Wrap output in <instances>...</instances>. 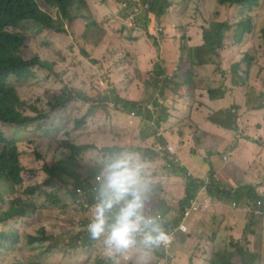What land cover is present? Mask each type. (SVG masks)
I'll use <instances>...</instances> for the list:
<instances>
[{
    "label": "rangeland",
    "instance_id": "rangeland-1",
    "mask_svg": "<svg viewBox=\"0 0 264 264\" xmlns=\"http://www.w3.org/2000/svg\"><path fill=\"white\" fill-rule=\"evenodd\" d=\"M169 1L172 6L168 9L170 10L168 21L175 25V28H180L179 25L185 22L186 25L198 27L203 38L204 30L212 23L228 21L235 24L250 13L255 17L251 19L252 33L247 35L242 43H235V27L228 31L224 40L225 46L218 57H213L216 63L212 67L210 65L205 67L211 63L210 56L205 55L201 49V58L207 61L201 67L194 65L189 59L194 49L202 47V45L190 46L191 32L187 31L186 39H172V44L168 45L167 22L160 18L155 20L157 27L162 29L157 33L153 25L151 26L152 22H148L145 16L141 17L142 10L137 15L141 17L138 26L130 28L126 24V12L120 8L124 0H88L83 12L74 13L75 21L72 23L63 20L58 10L41 4L44 10L56 19L57 24L64 22L67 34L56 32L51 37H47L33 28L25 32L27 39L22 47L24 58L30 60L38 55L50 66L36 69L35 75L26 80H19L17 77L10 79L15 88V98L26 114L35 116V121L29 127L9 125L7 136L11 140L18 141L17 148L22 152L26 185H36L45 194L43 198L37 196L32 201L34 205L37 204V208L46 203V212L39 211L33 216L30 215L22 228L17 227L15 233L19 236L18 243L16 237H9L5 242L0 237V243H3L0 246V264H108L100 248L91 245L92 241L81 229L82 223H88L87 216L91 215V211L88 213L84 207L76 204L75 188L73 194L72 186L49 184V175L43 171L46 161L64 160L69 156L68 143L92 146L79 155L82 177L97 174L98 162L105 156L103 148L115 145L134 148L150 160L154 190L166 186L168 180H174L178 188H184L185 193V176H191L192 171L184 168L177 150L194 158L196 167L208 166L207 175L203 178L207 182L209 175H215L217 178V169L213 160L220 155H226L227 158L224 160H228L227 165L221 166L220 169L226 168L233 179L230 184H226L220 177L217 178L223 185L233 187L249 185L236 183L241 176L240 167L257 165L261 166L264 172V53L263 49H260L263 43L261 30L264 28V0L252 7L220 5L218 0ZM180 10L189 11L183 20L180 18ZM200 25H204V28H199ZM178 36L182 38L181 34ZM182 44L188 51V66L191 71L186 77L191 81L190 87L196 89L195 87L202 81L197 78L199 71L211 70L205 75L214 73L217 77H221L230 73L232 69L233 72H239L243 76L242 80L246 82L238 81L243 87L240 98L248 95L247 82L252 81L253 86L257 87L254 94H250L247 99L249 111L252 109L256 111L253 115L249 111H241V102L235 97L221 103H210L206 98L199 97L200 91H190L188 97L191 105L178 112L180 121L185 123L176 127L173 124L177 120H170L168 122L170 125H167L168 131L171 128L175 131L174 134L169 131L171 138L175 136L174 141L170 138L169 144L176 152L174 156L168 155L167 158L172 159V163L168 164L166 160L157 158L156 151L153 150L154 144H163L168 150L167 133L161 120L164 115L169 116L167 106L172 99L165 100V94L160 93V82L166 71L162 67L150 71L148 65L145 67L142 63V53L146 45H148L144 50L146 54L152 53L151 45H159L158 49L162 50V54H155L152 57L154 58L152 62L155 64L160 56L168 60H171V57L177 58ZM186 68L187 66L184 70ZM142 69L145 70L141 71ZM179 71L180 68L175 70L173 78L177 87H181ZM255 71L260 79L255 80L252 77L249 80V74ZM214 83V89L217 90L215 99H221L225 93L223 88L227 87L222 80H216ZM256 83L258 85H255ZM70 89L88 95L91 100L86 102L77 99L69 103L65 109H53L51 104ZM121 99L125 102L116 105ZM127 101L136 102L137 108H128ZM201 101L208 109H200L202 106L205 107L200 103ZM223 108L233 109L237 117L236 128L231 132L230 142L225 145V142L211 141L206 137L201 142H197L194 135L200 131V128L206 134L211 131L206 119L211 120V116L220 113ZM189 113L191 119L185 121L184 115ZM83 119L85 125L78 128L77 121ZM225 119L226 115H223L218 121L225 123ZM191 138L192 140L188 141ZM241 141L253 144L255 149L251 154L244 153L237 157L235 151ZM192 175L194 176L193 172ZM261 178H264V175H261ZM79 181L71 180L70 183ZM251 186L257 191L256 186ZM201 191L202 189L197 197L204 198ZM19 192H22L21 186L2 182L0 215L5 212L2 200L15 198ZM156 194L163 206L161 212H168V216L170 215L169 200L170 202L174 200L175 203L171 208L175 210L181 208L182 199L177 198L175 187L170 190L166 187L164 193L158 190ZM57 201L62 204H55ZM256 201L257 199L254 202L242 200L236 203L210 199V205L204 211L209 210L213 202H223L228 205V210L243 212L247 219L244 229L237 230V226L229 225L224 228L221 233L223 247L211 255L210 260L221 256L230 260L231 264H243L241 256L237 254V247H242L257 255L254 264H264V208H256ZM30 204L29 211H32L35 207ZM256 210H259L258 214L254 213ZM251 222L256 231L254 235L248 233ZM185 224L187 231L176 232L174 235L171 249L173 257L167 262L166 254L163 253L164 258L157 257L156 260L152 258L151 264H170V262L174 264L178 234L185 233L186 236L193 234V231L188 233V220ZM213 224L220 227L223 222L219 223L215 220ZM229 231H236V234L229 235ZM36 235L38 236L36 238L41 240L31 242V238Z\"/></svg>",
    "mask_w": 264,
    "mask_h": 264
},
{
    "label": "trees",
    "instance_id": "trees-1",
    "mask_svg": "<svg viewBox=\"0 0 264 264\" xmlns=\"http://www.w3.org/2000/svg\"><path fill=\"white\" fill-rule=\"evenodd\" d=\"M261 0H218L220 5H229L243 7L249 5L252 7L254 4H258ZM150 3L152 11L159 17H162L168 12V9L172 6L169 0H147ZM58 10L63 20L72 23L75 21L73 17L74 13L83 12L87 4V0H0V187L2 182H7L14 186H21L22 192L17 197L10 199L9 201L2 200L5 205V212L0 215V226L5 225L10 230L0 231V237L4 239V242L9 237H16L17 243L19 242V236L17 227L29 214L30 203L34 205L33 198L39 196L43 197L45 194L39 190L36 185H26V176L24 173V166L22 163V152L17 148L18 141L11 140L7 136V128L9 125H16L18 127L32 126L35 121V116L28 115L22 109L15 98V88L11 84L10 79L17 77L19 80H26L33 77L34 71L44 67H49L50 64L44 61L40 56L27 60L23 56V46L27 39L25 32L29 28H33L35 31L51 37L54 33L67 34L64 22L57 24L56 19L47 11L44 10L42 4ZM253 17L250 13L246 14L244 18L238 20L235 24L228 21L215 22L210 25L209 28L204 30L203 40L204 44L201 48L194 49L193 55H189V59L194 65H204L206 60L201 58V49L205 52V55L210 56V60L213 57L219 55V52L223 50L225 46L226 33L232 30L234 27V40L235 43H242L247 35L252 33V20ZM262 48L264 53V28L261 30ZM253 58L251 57V62ZM191 71V70H190ZM247 74V72H244ZM235 75L237 82L243 79V76L239 72H233L231 69V81L235 82ZM188 84H191L190 80H186ZM217 90H210L209 94L214 97ZM80 99L86 102L90 101L88 95L80 94L75 90L70 89L65 91V94L51 106L53 109H65L69 103ZM125 100L121 99L116 105ZM126 105L130 109H136V102H126ZM211 116V122L216 123L219 126H224L230 130L235 129V119L237 120L236 113L233 109H225L219 111ZM223 115H226L225 123L218 121ZM168 116V114H167ZM161 122H163L161 120ZM160 122V123H161ZM77 127L80 128L85 125V119L77 121ZM69 156L64 160H49L45 163L44 171L49 175L48 183L59 186H72L71 193L74 194V188L76 190L80 187L88 190L90 194V200L93 202L94 193L92 192L91 181L97 174H93L91 177H82L80 169L81 164L79 155L90 149V145H76L68 143ZM95 146V145H94ZM97 147V146H95ZM121 148L120 146H108L103 148L104 153H108L115 149ZM82 177V178H81ZM210 177L208 182L204 179H194L185 176V198L180 203V211H184V206L188 203V200L193 198L202 188L206 189V194L212 200L227 201V202H246L247 200L255 201L262 198L256 191V189L250 185H242L238 187L223 185L218 179L213 176ZM71 180H80L77 183L71 184ZM77 184V185H76ZM241 204V203H240ZM184 209H183V208ZM178 221H175L177 224ZM248 233L251 235L256 234L253 227V222L250 223ZM40 238L32 237L31 242L39 241ZM3 243H0L2 246ZM91 245H94L92 242ZM237 254L241 256L243 264H254L257 259V255L245 250L242 247H237ZM209 264H231L230 260H226L224 257H213Z\"/></svg>",
    "mask_w": 264,
    "mask_h": 264
},
{
    "label": "crops",
    "instance_id": "crops-1",
    "mask_svg": "<svg viewBox=\"0 0 264 264\" xmlns=\"http://www.w3.org/2000/svg\"><path fill=\"white\" fill-rule=\"evenodd\" d=\"M120 8H121V5H120ZM179 13H180L181 20H183L185 16L189 13V11L180 10ZM251 16L254 17L252 14ZM160 19H162V21L167 22L166 28H167L168 34H166V41L168 45L172 44V41H173L172 39H177V38H180L181 40L186 39L185 35L187 31H189L191 32L190 34L191 40L189 41L190 46L192 45L195 47H198L201 45L203 46L204 40L202 36L200 35V31L198 27L186 25L184 22L183 24L181 23L179 25L180 28H175V25H172V23L168 21V12L162 17H160ZM199 28H204V25H200ZM179 34L182 35V38L178 36ZM147 46L148 45L144 46V50ZM151 46H152L151 54H146L144 50L142 53L143 54L142 63L145 67H147L148 65V68L150 71H153V69H156L158 67H162V69L166 71L167 74L172 75L174 74L177 68H180L178 75L181 76V82H180L181 87H177L176 84L168 85L167 87H165V98H166L165 100L172 99L170 101V104L167 106L169 108L168 110L169 116H167L166 114L162 118V121L164 123V129L167 133L168 142L171 143V140H170L171 136L169 135V131L172 134L175 133V131H173L172 128L169 129L168 131L167 129V125L169 124L168 122L170 120H177L176 123L173 124L176 127L185 123V122L180 121L181 118L178 112L182 110L183 108L185 109L187 108V106L191 105V102L189 101V97H188L190 91H193V92H196L197 90L200 91L199 97H201V99L206 98L208 102L210 103H214V102L221 103L222 101H225L228 98L235 97L237 100L241 102L240 110L249 111V109L247 108V99L249 98L250 94L253 95L254 91L257 90V87L253 86L254 84L252 81L247 82V85H249L247 88V91H248L247 97L240 98L242 94V88H243L241 85L242 83H246V82H244L243 80H240L242 83L238 84L237 77L235 75V82L232 83L231 78H230L231 71L230 73H226L225 76L217 77L214 73L205 75L207 71H211V70H203V71H199L198 76H197V78H199L202 81L199 82L198 85L195 87L196 89H194L193 87H190L189 84L186 82L187 80L186 75L190 73V68L188 66L187 48L182 44V47L180 48L179 55L177 58L171 57V60H168L166 57L160 56L157 63L153 64L152 61L154 58L152 57L155 54L161 55L162 50L158 49L159 45H151ZM210 61L211 63L205 65V67H209L208 65L212 67L216 63L213 59ZM185 66H187V68L184 70ZM143 70L145 69H142L141 71ZM252 77H254L255 80L260 79L257 75V71L249 74V80H251ZM216 80L224 81V85L227 87V88H223L225 93L223 97H221V99H215L216 95L212 97L209 94L210 90H215L214 82ZM255 85H258V83H256ZM206 90H209V91H206ZM163 103L166 105L165 101H163ZM200 103L205 105V107L202 106L200 108L201 110L208 109L204 102L201 101ZM225 109L226 108H223L221 110H225ZM214 111L215 110H213V112ZM255 111L256 110L252 109L249 112L251 113V115H253ZM184 118H186L185 121H189L191 119V114L189 113L188 115H184ZM206 120H208V125L211 127L210 128L211 131L210 133L206 134V132L201 130L200 128V131H198V133L194 135L196 141L201 142L203 138L206 137V138H209V140L211 141H221V142H225V145L228 144L231 139V132L233 131L224 126H219L216 123L211 122L209 119H206ZM206 120H202V121L206 122ZM199 126H200V123H199ZM174 137L171 138L173 141H174L173 139ZM190 140H192V138L189 139L188 141ZM254 149L255 148L253 144L244 143L241 141L240 145L235 151V155L237 157H240L244 153L251 154V152ZM177 151H178L179 158L182 160V162L185 165L184 168H187L188 171L193 172L194 176L192 175V172H191V176H190L191 178L203 179L207 175L206 171L208 170V166L207 167L205 166L196 167L194 158L187 156L186 153L181 152V150H177ZM225 158H227L226 155L217 156L213 160V164H214V167L217 169V172H216L217 178L219 179L220 177L223 182H225L226 184H230V182L233 181L232 177L227 173L226 168L220 169L221 166L227 165L226 162L228 160L225 161L224 160ZM146 159L150 161L149 158H146ZM240 171H241V176L237 179L236 183L237 184H249L250 186L254 185L257 187V192L259 193V195L261 197H264V178H261V175H264V172L261 166L251 165V166H246V167H240ZM166 183H167L166 186L159 187L157 190H154L153 198L149 204V209L153 213L165 215L168 218V224H170L175 219L179 218L181 214L179 211L180 208L176 210L174 208H171L175 205V203H174V200L173 202H170L169 200L170 215L168 216V212H161V210L163 209V206H162L161 201L160 202L158 201L156 192L158 190H162L164 193V191L166 190V187H168L169 190L170 188L173 189V187H175V190H177V195H178L177 198H180L182 200H184L185 198V193H184V188L182 189L178 188L174 180H168ZM201 194L203 196H207L206 191L204 189H202ZM199 199L204 200L206 199V197L204 198L199 197ZM189 200H188V203L184 206L185 209L189 207ZM227 207L228 205H226L223 202H213L211 203V207L209 210L191 214V216L188 218V228H189L188 233L193 231V234L190 236H186L185 233L178 234V242L176 245V260H174V264H188V263L189 264H208V262H210L209 257L213 255L214 253H216V251L220 250L221 247H223L222 245L223 238L221 237V233L224 231V228L227 227V225H229L230 227L237 226V230L242 229V228L244 229V225L247 219L245 218V215L243 214V212H236L235 210H228ZM215 220L218 221L219 223L223 222L222 226L220 227L215 226L213 224ZM27 221H28V218L24 219L22 221V226L23 224L27 223ZM22 226L20 228H22ZM216 232H218V234H216ZM239 233L241 234V232ZM234 234H236V231H229V235H234ZM230 238L233 240L236 239L234 237H230ZM157 257L158 259L164 258L162 250L155 251L152 258H155L156 260ZM128 263H131V261H129ZM171 263L172 262H170V264Z\"/></svg>",
    "mask_w": 264,
    "mask_h": 264
},
{
    "label": "clouds",
    "instance_id": "clouds-1",
    "mask_svg": "<svg viewBox=\"0 0 264 264\" xmlns=\"http://www.w3.org/2000/svg\"><path fill=\"white\" fill-rule=\"evenodd\" d=\"M126 2L130 3L131 6L137 5V2L150 5V3L143 2V0H125L124 3ZM123 4L121 10H124L122 8ZM150 12L155 16V20L160 18L152 11L151 5ZM147 15L148 13L145 14L146 18ZM148 22L151 21L148 19ZM126 24L130 28L138 26H130L128 16ZM174 76V74L169 75L167 72L162 76L160 82V93L162 95L165 94V87L176 84L173 80ZM167 142L168 150L163 144H154L153 150L156 151L157 158L164 159L168 164H171L172 159L167 157L168 155L170 157L171 155L174 156L176 152ZM159 146H163L164 150L160 151ZM169 148L172 151H169ZM146 158L141 152L132 147H121L110 151L98 162L97 175L91 181L93 182L91 184L93 185L94 200L93 202L90 200L92 209L86 231L89 240L100 248L108 264H128L129 261H131V264H151L155 251L167 247L172 240L168 228L171 226L178 227L182 222L183 212H181L179 218L170 224H168V218L162 214L167 218L165 225V221L159 214L150 211L149 204L153 198L155 183L150 163ZM78 189L85 190L87 197L90 199L87 189L82 187ZM78 189L76 190L75 186L76 204ZM202 189L206 191L205 188ZM197 194L190 200L197 198ZM205 197L210 202L209 196ZM6 201H9V199H6ZM58 203L62 204L59 201L55 204ZM34 207L25 219H29L30 215L33 216L39 211L46 212V203L38 206V208L35 204ZM175 221H178V223L175 224ZM21 226L22 222L18 228ZM3 230L8 231L10 229L2 225L0 231ZM162 251L164 253V250Z\"/></svg>",
    "mask_w": 264,
    "mask_h": 264
},
{
    "label": "built area",
    "instance_id": "built-area-1",
    "mask_svg": "<svg viewBox=\"0 0 264 264\" xmlns=\"http://www.w3.org/2000/svg\"><path fill=\"white\" fill-rule=\"evenodd\" d=\"M122 8L127 13L130 26L136 27L139 24L140 18L145 16L146 13H148L147 18L152 22L151 26L153 25V28L156 30L157 33L162 31V29L157 27V25L155 24V16L153 15V13L150 12V5L149 4H147V5L139 4V5L131 6L130 3L126 2L123 4ZM140 10H142V15L139 18L137 15H139ZM159 150L160 151L164 150L163 146H159ZM169 151H172V149L169 148ZM77 205L84 207V209L88 213L92 209L90 199H89V197H87V193L83 189H78ZM208 206H209V200L208 199L200 200L197 197L195 199L190 200L189 207L187 209H184V211L182 213V222L179 224V226L178 227L177 226H171L168 228L169 233L172 235V240L167 247L160 248L161 250H164V253L166 254L167 262H168V260H170L173 257V255L171 253V249H172V245L174 242L175 233L179 232V231H186L187 226L185 224V221L191 216V214L204 211L205 209L208 208ZM255 207L256 208H262V207L264 208V202L261 199H257V201L255 202ZM254 213L258 214L259 210H256ZM159 215L165 221V225H166L167 218L165 216H163L162 214H159ZM87 217L90 219V215H88ZM88 222H89V220H88ZM86 225L87 224H85V222L82 223L81 229L84 233H87ZM94 246L96 247L95 244H94Z\"/></svg>",
    "mask_w": 264,
    "mask_h": 264
}]
</instances>
